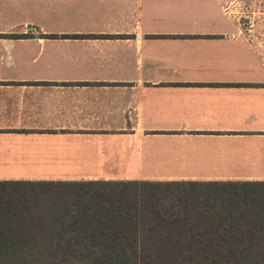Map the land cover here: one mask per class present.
<instances>
[{
	"label": "crops",
	"instance_id": "1",
	"mask_svg": "<svg viewBox=\"0 0 264 264\" xmlns=\"http://www.w3.org/2000/svg\"><path fill=\"white\" fill-rule=\"evenodd\" d=\"M100 180L264 182V0H0V181Z\"/></svg>",
	"mask_w": 264,
	"mask_h": 264
},
{
	"label": "trees",
	"instance_id": "2",
	"mask_svg": "<svg viewBox=\"0 0 264 264\" xmlns=\"http://www.w3.org/2000/svg\"><path fill=\"white\" fill-rule=\"evenodd\" d=\"M0 264H264V182L0 181Z\"/></svg>",
	"mask_w": 264,
	"mask_h": 264
},
{
	"label": "rangeland",
	"instance_id": "3",
	"mask_svg": "<svg viewBox=\"0 0 264 264\" xmlns=\"http://www.w3.org/2000/svg\"><path fill=\"white\" fill-rule=\"evenodd\" d=\"M70 171H76V170H70Z\"/></svg>",
	"mask_w": 264,
	"mask_h": 264
}]
</instances>
